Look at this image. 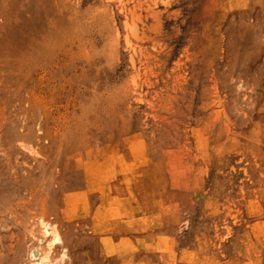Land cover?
Listing matches in <instances>:
<instances>
[{
  "label": "rangeland",
  "instance_id": "1",
  "mask_svg": "<svg viewBox=\"0 0 264 264\" xmlns=\"http://www.w3.org/2000/svg\"><path fill=\"white\" fill-rule=\"evenodd\" d=\"M34 252L264 264V0H0V264Z\"/></svg>",
  "mask_w": 264,
  "mask_h": 264
},
{
  "label": "bare ground",
  "instance_id": "2",
  "mask_svg": "<svg viewBox=\"0 0 264 264\" xmlns=\"http://www.w3.org/2000/svg\"><path fill=\"white\" fill-rule=\"evenodd\" d=\"M43 226L45 229V230L43 229L45 231L44 235H46V236L51 235V234L53 235L51 245L58 243L60 241V238L57 235V233L53 230H52L53 232H51L49 229V226L47 224H45ZM33 254H34V257L36 258L37 264H49V256L48 255H42V254H40V252H34Z\"/></svg>",
  "mask_w": 264,
  "mask_h": 264
}]
</instances>
